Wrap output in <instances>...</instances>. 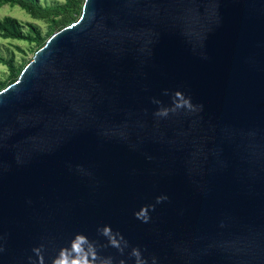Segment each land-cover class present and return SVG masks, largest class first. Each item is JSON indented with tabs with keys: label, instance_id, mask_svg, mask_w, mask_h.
Instances as JSON below:
<instances>
[{
	"label": "water",
	"instance_id": "obj_1",
	"mask_svg": "<svg viewBox=\"0 0 264 264\" xmlns=\"http://www.w3.org/2000/svg\"><path fill=\"white\" fill-rule=\"evenodd\" d=\"M105 225L127 264H264V0H84L0 91V264Z\"/></svg>",
	"mask_w": 264,
	"mask_h": 264
},
{
	"label": "rangeland",
	"instance_id": "obj_2",
	"mask_svg": "<svg viewBox=\"0 0 264 264\" xmlns=\"http://www.w3.org/2000/svg\"><path fill=\"white\" fill-rule=\"evenodd\" d=\"M26 1L0 2V21L8 19L20 36L13 38L0 30V91L14 83L37 50L62 29L57 22L64 12L71 10L74 0H28L37 8L49 11L43 18L33 16L26 6H21ZM80 6L77 3L74 11L77 13L71 11L74 17L72 23L80 17L77 15Z\"/></svg>",
	"mask_w": 264,
	"mask_h": 264
},
{
	"label": "clouds",
	"instance_id": "obj_3",
	"mask_svg": "<svg viewBox=\"0 0 264 264\" xmlns=\"http://www.w3.org/2000/svg\"><path fill=\"white\" fill-rule=\"evenodd\" d=\"M165 95L168 91L165 90ZM170 106H164L158 99L153 98V103L159 105L154 115L158 118H166L170 114H175L183 110L186 113L194 114L202 111L203 105L192 103L190 96H185L181 91H175L171 97ZM166 196H158L157 203L166 200ZM154 205L143 206L140 212L134 213L136 218L147 223L150 219L149 210H154ZM107 243L102 244L98 240H90L86 235L77 233L70 241V246L61 247L57 255L52 259L51 264H127L126 260L121 258L116 260L111 255H102V251L107 248H114L123 257L125 250L129 248V242L121 233L114 232L109 225L97 229ZM2 250V249H0ZM146 251V250H145ZM34 257H29V264H44V245L32 249ZM128 256L133 260V264H157L155 256L146 257L139 247H131Z\"/></svg>",
	"mask_w": 264,
	"mask_h": 264
},
{
	"label": "trees",
	"instance_id": "obj_4",
	"mask_svg": "<svg viewBox=\"0 0 264 264\" xmlns=\"http://www.w3.org/2000/svg\"><path fill=\"white\" fill-rule=\"evenodd\" d=\"M12 1L13 0H0V2H4V3H8V2H12ZM21 1H24V0H21ZM83 2H84V0H74L73 1L71 10L64 12L61 19L57 22V25L60 27L59 29L64 28L65 26H68L70 23H72V20L74 19V17L72 15L71 11H73V13H77V12H74L76 7H77V3L81 4L80 11L77 14L78 16H80ZM21 6H26L28 11L33 16H37L39 18H43L47 15V13H49V11H44V10L37 8L34 4H31L28 0L26 1V4H21ZM0 30L7 32V35H9L13 38H19L20 37L16 34L17 32H15V28L13 27V25L11 24V22L8 19H5L4 21H0Z\"/></svg>",
	"mask_w": 264,
	"mask_h": 264
}]
</instances>
